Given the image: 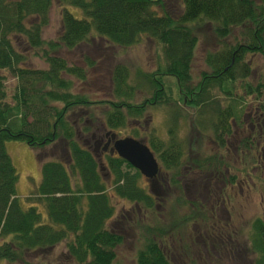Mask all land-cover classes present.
<instances>
[{
    "label": "trees",
    "instance_id": "16d2710c",
    "mask_svg": "<svg viewBox=\"0 0 264 264\" xmlns=\"http://www.w3.org/2000/svg\"><path fill=\"white\" fill-rule=\"evenodd\" d=\"M51 1L0 0V71L7 70L15 78L8 101L6 78L0 73V259L29 264L27 256L44 255L64 242L75 264H112L121 235L107 226L114 214L111 197L151 209L155 196L138 183L140 173L127 161L108 154L106 164L100 166L79 138L102 126L122 128L130 119L141 117L147 104H168L165 85H171L156 77L159 71L144 74L138 82L143 79L151 95L132 102L135 85L128 83L125 66L117 64L111 76L114 98L90 101L83 94L70 92V79L62 76L65 73L83 79V68L67 64L50 51L60 45L71 49L93 34L121 47L136 44L143 36L157 40L164 57L162 75L175 78L182 103L195 108L196 125L203 128L204 123H210L215 141L225 146L230 119L238 117L242 108V101L233 96L234 81L250 72L244 56L258 52L264 57V0H57L60 20L56 40H44L41 31L48 22ZM67 5L81 9L82 16L73 15ZM200 23L209 25L219 47L205 54L209 70L201 71L200 79L192 84L195 26ZM228 36L233 37L232 42L225 41ZM28 49H39L47 68L27 65L24 51ZM262 85L253 88L246 83L245 93L258 95ZM211 89L220 90L228 102H216L210 113L202 114L217 101ZM73 108H78L77 112ZM75 115L80 119L77 126ZM176 115L170 114V136H150L147 145L161 162L159 173L173 170L168 181L180 190L183 180L178 165L183 141L176 140L173 133ZM12 139L34 148L54 144L59 154L54 159L37 154L41 177L23 198L16 195L17 172L5 149V141ZM184 204L199 210L195 202L185 200L181 206ZM150 228L156 231L157 227ZM248 249L254 254L253 264H264V220L260 217L251 222ZM135 261L171 264L160 241L154 238L137 250ZM188 264L197 263L192 260Z\"/></svg>",
    "mask_w": 264,
    "mask_h": 264
},
{
    "label": "rangeland",
    "instance_id": "374dc122",
    "mask_svg": "<svg viewBox=\"0 0 264 264\" xmlns=\"http://www.w3.org/2000/svg\"><path fill=\"white\" fill-rule=\"evenodd\" d=\"M67 9L76 17L82 16L81 9L77 7L67 5ZM59 20L60 4L52 0L48 22L41 31L44 40H56ZM195 34L197 43L190 69L192 84L200 79L201 71L209 70L204 62L205 54L219 47L208 24L195 26ZM225 41L232 42L233 37L228 36ZM161 47L160 42L148 36H143L136 44L121 47L93 34L87 42L71 49L60 45L50 51L63 58L67 64L83 68V79L65 73L62 76L70 79V92L83 94L90 101L114 98L111 76L117 64L125 66L128 83L135 85L130 96L132 102H141L151 95L143 79L141 84L138 82L144 74L159 71L156 77L163 80L164 84L171 85L170 88L165 85L168 104H147L141 117L130 119L124 127L114 131L119 136L143 138L146 143L150 136L166 139L170 136V114L176 112L173 133L176 140L183 141L178 165L183 182L180 181L179 190L168 181L173 170L159 173L157 179L160 184L152 186L156 196L151 209L124 198L111 197L114 214L107 226L121 235V241L114 248L112 264H136V252L149 238L160 241L171 264H188L192 260L197 264H253L254 254L248 249L251 222L256 217L264 220V57L258 52L246 53L244 56L250 67L249 75L242 79L236 78L233 84V96L236 101H242V108L239 109L238 117L230 119L231 131L224 140L225 146H221L215 141L210 123H204L205 128L196 125L198 117L195 108L182 103L174 85L175 78L162 75L164 57ZM24 53L27 65L47 68L39 49H28ZM0 73L6 78V99L11 101L15 78L7 70ZM246 83L253 88L261 83L263 87L259 89L258 95L257 92L246 94ZM210 93L217 101L210 104L211 107L204 108L202 114L207 111L210 113L217 103L225 105L228 102L220 90L211 89ZM176 100L178 104H173ZM55 104L61 106L59 102ZM77 110L73 108L74 112ZM76 116L73 120L77 126L80 119ZM84 140H90L89 147ZM79 142L91 150L92 140L88 134H83ZM243 142L247 145L243 146ZM5 149L17 172L15 189L20 198L28 195L41 177L37 154L40 153L45 159L59 157L54 144L34 148L23 140L12 139L5 141ZM98 157V164L104 166L105 157ZM157 161L160 167L161 162L159 159ZM102 174L106 176L107 171L103 169ZM138 183L149 190V182L141 174ZM185 200L195 202L199 210L190 208L188 204L181 206ZM39 210L45 217L43 208L39 207ZM185 216L191 218L186 220ZM153 226L157 227L156 231L151 230ZM43 254L27 256V262L75 264L64 242ZM0 264L19 263L0 259Z\"/></svg>",
    "mask_w": 264,
    "mask_h": 264
},
{
    "label": "water",
    "instance_id": "95a60500",
    "mask_svg": "<svg viewBox=\"0 0 264 264\" xmlns=\"http://www.w3.org/2000/svg\"><path fill=\"white\" fill-rule=\"evenodd\" d=\"M113 151L138 170L149 182V191L155 193L152 191V186L158 175L159 165L145 140L130 135L115 138L110 152L113 153Z\"/></svg>",
    "mask_w": 264,
    "mask_h": 264
},
{
    "label": "flooded vegetation",
    "instance_id": "af4514ba",
    "mask_svg": "<svg viewBox=\"0 0 264 264\" xmlns=\"http://www.w3.org/2000/svg\"><path fill=\"white\" fill-rule=\"evenodd\" d=\"M89 137L92 140V147H91L92 151L90 149L89 150L92 152V154L94 155V157L98 161V159H99L98 156L106 157V155H108V154L109 155H115L116 154L114 151H113V153L110 152L111 147H112V142H113V139L118 138V137H122V136H119L116 131L111 130V129H105L102 126L97 131L91 132ZM89 142H90V140H84V143H87L88 145L87 144L86 145L88 147L90 146ZM249 147H251V144ZM158 175H159V172H158ZM158 175H157V177H158ZM157 177H156L154 185L158 184V183L160 184V182H158ZM154 194H156V193H154Z\"/></svg>",
    "mask_w": 264,
    "mask_h": 264
},
{
    "label": "crops",
    "instance_id": "0c3cea01",
    "mask_svg": "<svg viewBox=\"0 0 264 264\" xmlns=\"http://www.w3.org/2000/svg\"><path fill=\"white\" fill-rule=\"evenodd\" d=\"M33 189H31L29 192H28V194L32 191ZM17 195V194H16Z\"/></svg>",
    "mask_w": 264,
    "mask_h": 264
}]
</instances>
